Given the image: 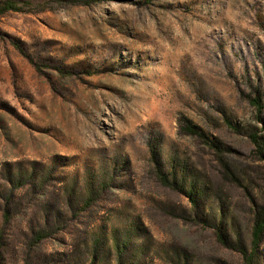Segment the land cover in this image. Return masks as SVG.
Segmentation results:
<instances>
[{
	"label": "rangeland",
	"instance_id": "374dc122",
	"mask_svg": "<svg viewBox=\"0 0 264 264\" xmlns=\"http://www.w3.org/2000/svg\"><path fill=\"white\" fill-rule=\"evenodd\" d=\"M14 1L0 264H264V0Z\"/></svg>",
	"mask_w": 264,
	"mask_h": 264
},
{
	"label": "trees",
	"instance_id": "16d2710c",
	"mask_svg": "<svg viewBox=\"0 0 264 264\" xmlns=\"http://www.w3.org/2000/svg\"><path fill=\"white\" fill-rule=\"evenodd\" d=\"M18 9H20V8H19V6H17L16 1H14V0H2V1H0V15H2L3 13H5L9 10H18ZM253 101L257 105V107H260V103H259L257 98H254ZM185 127L190 133H196L194 130V127L188 126V125ZM251 137L255 142H257V145H259L258 137L255 134H251ZM158 174H159L158 178L163 184L171 185L173 187L175 186V187H178V188L185 190L184 186H183V182L177 181L175 172H173L172 175L169 176L167 173H164L162 170L159 169ZM179 183H181V184H179ZM185 191L190 196L191 200H194L195 192H194L193 185H191ZM263 231H264V205H263L261 210L257 209V211L255 212L254 224H253V229H252V239H251L252 250H251V252L252 251L254 252L256 250V247L258 246V244L261 241V236L263 234ZM220 238H222V237H220ZM239 250H241V252L243 253V255H245V257L247 256L246 252L243 249H239ZM247 260H248V262H250L251 258H247Z\"/></svg>",
	"mask_w": 264,
	"mask_h": 264
}]
</instances>
